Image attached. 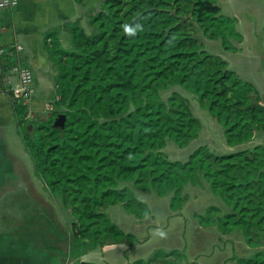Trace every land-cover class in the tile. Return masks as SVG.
Returning a JSON list of instances; mask_svg holds the SVG:
<instances>
[{
	"label": "trees",
	"instance_id": "obj_1",
	"mask_svg": "<svg viewBox=\"0 0 264 264\" xmlns=\"http://www.w3.org/2000/svg\"><path fill=\"white\" fill-rule=\"evenodd\" d=\"M184 13L204 35L220 38L225 50H236L230 39L240 42L241 35L215 0H101L86 15L91 33L79 21L64 25L69 47L61 43L60 27L44 33L55 69L49 112L29 117L26 105L10 100L36 176L72 215L73 258L96 247L137 242L103 210L121 204L138 220L150 213L122 183L171 195L175 210L185 201L184 187L203 178L228 211L210 206L194 217L223 234L241 231L253 253L238 263L264 264V145L240 148L264 130V111L256 106L262 97L254 84L203 49ZM137 24L142 29L135 34L125 30ZM174 86L196 96L223 126L226 145L239 148L219 155L201 145L184 162L167 159L168 139L185 147L202 128L185 96L172 92L162 98ZM59 115L65 116L63 126L54 125ZM183 261V252L156 250L131 264H194Z\"/></svg>",
	"mask_w": 264,
	"mask_h": 264
},
{
	"label": "rangeland",
	"instance_id": "obj_2",
	"mask_svg": "<svg viewBox=\"0 0 264 264\" xmlns=\"http://www.w3.org/2000/svg\"><path fill=\"white\" fill-rule=\"evenodd\" d=\"M185 16L187 17V29L190 30L192 36L199 39L198 42L201 43L207 53L219 56L226 63L228 60L231 68L237 69L239 67L243 72L244 68L250 63L254 65L250 73L264 79V71L261 70L264 67V38L257 42L246 41L243 51L238 52L241 54L234 56L237 51L235 45L238 44L235 39H230V43L235 46L236 50H225L220 38H212L208 34L204 35L200 25L194 23L193 18L188 17L186 13H184ZM86 29L87 33H91L90 27ZM61 38L63 46L68 47L69 41L64 34ZM44 55L45 57L40 53L36 58L33 56V61H31L36 94L27 106L29 117L46 115L50 109L47 105L52 104L56 92V86L53 82L55 69L46 53ZM237 58L239 60H236ZM227 66L229 68L228 63ZM243 72L240 73L245 77ZM172 92H178L188 99L194 115L202 124V128L198 137L191 140L185 147H179L173 140L168 139L163 148L167 159L184 162L201 145H207L213 153L219 155L227 154L239 148L234 147L232 151L229 150L230 147L226 145L223 126L211 117L207 108L199 103L196 96L181 86H174L162 91V98H168ZM247 145L248 143L241 145L240 148H245ZM4 171H0V176H2ZM16 177L8 181L7 186H4V183L0 185V194L2 193L0 195L1 215L10 216L11 214L12 216L10 210H24L27 205L21 201V197L30 188V192L37 197L40 203L37 212L42 217L38 227L39 229H44L46 242L57 246L62 251L65 249L66 252L68 251V255L65 254V256L73 258L74 247L71 239L72 215L70 211L63 206L61 199L55 195L53 196L36 176L30 158H28V162L22 170V175H17ZM121 185H128V188L136 198L147 202L151 212L150 220L152 224L148 229L141 228L140 225L134 223V220H129L130 214L123 208V217L114 218L113 220L123 231L133 233L137 237V242L132 247L126 243L117 244L115 248L103 254L102 258H104V261L100 260L102 262L100 264H108L107 262L109 264H131L138 259H148L158 249L164 252L171 250L183 252L185 255L183 263L193 262L194 264H239L238 258H248L252 255L253 249L246 244L241 231L223 234L217 228L219 232L215 234L209 228L210 226L199 224L198 220L193 216L195 212L205 214L210 206H218L221 212L228 210L223 200L212 193L209 183L203 178H201V184L195 186L186 185L182 193L183 195L187 193L191 197V190H194L197 191L199 197L189 199L182 209L175 210L170 207L171 195L161 197L154 192L148 193L147 190L132 183L129 185V182ZM17 198H20V201ZM103 210L112 217V211L115 210V207L108 206ZM131 217V219H134L133 216ZM5 218L7 220H1L2 226H15L11 217ZM160 230H162L163 234H161ZM58 253L60 254V252Z\"/></svg>",
	"mask_w": 264,
	"mask_h": 264
},
{
	"label": "crops",
	"instance_id": "obj_3",
	"mask_svg": "<svg viewBox=\"0 0 264 264\" xmlns=\"http://www.w3.org/2000/svg\"><path fill=\"white\" fill-rule=\"evenodd\" d=\"M17 2V6L13 8L0 9V48L13 45L24 47V50L14 57L0 56V171H6L0 176V185L4 183V186H7V182L15 179L14 177L17 175H22V170L30 158L17 132L16 119L10 105L12 96L9 94V90L11 85L7 83L10 65L19 61L23 65L29 66L33 71L31 67L33 56L36 58L41 53L45 57L44 33L47 30L60 27V40L62 41L61 36L64 34L70 44V34L64 25L79 21L80 26L87 32L86 28L89 26L86 15L91 9L97 8L101 0H83L81 3H76L74 0H17ZM215 3L220 7L221 14L234 19L235 30L241 35V41L235 45L237 51L234 56L241 54L238 52L243 51L246 41L257 42L264 38V0H215ZM227 63L239 78L254 84L262 97V102L256 106L264 111V79L250 73L254 65L249 63L243 72L239 67L237 69L231 68L228 60ZM261 70L264 71V67ZM240 72H243L245 77ZM11 80L13 83L16 82L15 77H11ZM256 145H264V130L255 132L252 140L248 142L247 148ZM233 149L234 147L229 148L231 151ZM191 191V197L187 193L185 194V201L181 209L189 199L199 197L197 191ZM147 192L153 193V191ZM21 201L29 208L26 207L27 209L24 208V210L19 211L10 210L12 216L11 214L10 216L3 214L5 215L3 216L0 213V264H79V261L100 264L102 263L100 260L104 261L103 254L117 245L96 247L77 258L66 257L65 254L68 255V251L66 252L65 249L62 251L57 246L47 243L44 229H39L38 224H40L42 216L38 214L37 210L40 203L37 197L30 192V188L22 195ZM144 203L147 204V202ZM116 205L111 206L115 207L116 210L112 211V217L106 213L112 220L123 217L124 207L121 204ZM131 216L133 215H129V220H134V223L140 225L141 228L148 229L151 227V212L141 220L134 216V219H131ZM5 217H11L15 226H2L1 220L5 221ZM209 228L215 234L219 232L215 225ZM107 263L109 264V262Z\"/></svg>",
	"mask_w": 264,
	"mask_h": 264
},
{
	"label": "built area",
	"instance_id": "obj_4",
	"mask_svg": "<svg viewBox=\"0 0 264 264\" xmlns=\"http://www.w3.org/2000/svg\"><path fill=\"white\" fill-rule=\"evenodd\" d=\"M17 0H0V9H8L17 6ZM24 47L21 45H13L7 48H0V56L14 57L22 52ZM11 77H15L16 82H12ZM7 83H9L12 97L17 101L28 106L35 94V78L32 69L23 65L19 61L13 62L10 65V74L7 76ZM50 108V105H47Z\"/></svg>",
	"mask_w": 264,
	"mask_h": 264
},
{
	"label": "clouds",
	"instance_id": "obj_5",
	"mask_svg": "<svg viewBox=\"0 0 264 264\" xmlns=\"http://www.w3.org/2000/svg\"><path fill=\"white\" fill-rule=\"evenodd\" d=\"M125 30L129 33V34H135L138 30L142 29V25L137 24L136 26H130V25H125ZM161 234H163L162 230Z\"/></svg>",
	"mask_w": 264,
	"mask_h": 264
},
{
	"label": "water",
	"instance_id": "obj_6",
	"mask_svg": "<svg viewBox=\"0 0 264 264\" xmlns=\"http://www.w3.org/2000/svg\"><path fill=\"white\" fill-rule=\"evenodd\" d=\"M173 14H175V12H172ZM184 19L181 17L180 18V23H183ZM65 121V116L64 115H59L54 123L55 126H63Z\"/></svg>",
	"mask_w": 264,
	"mask_h": 264
}]
</instances>
